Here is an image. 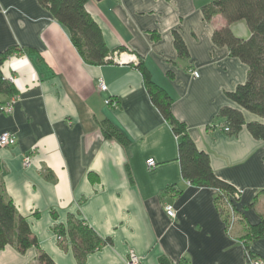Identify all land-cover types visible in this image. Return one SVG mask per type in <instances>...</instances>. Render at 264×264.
I'll return each instance as SVG.
<instances>
[{"label": "crops", "instance_id": "1", "mask_svg": "<svg viewBox=\"0 0 264 264\" xmlns=\"http://www.w3.org/2000/svg\"><path fill=\"white\" fill-rule=\"evenodd\" d=\"M210 2L88 0L85 7L111 50L143 59L217 176L236 187L238 196L231 199L239 217L231 224L215 202L217 189L194 186L181 175L178 137L132 62L89 64L69 29L38 0H0V51L13 45L30 49L9 56L1 67L18 93L0 97V134L16 136L14 145L0 147V185L55 264H78L70 238L62 246L55 232L70 214L112 239L90 252L86 264H128L130 250L142 264H160V257L245 264L242 231L264 215V206L258 207L264 202V140L246 126L237 134L223 129L220 108L238 107L225 93L246 81L248 66L227 46L214 44V29L228 22L221 14L204 18L202 8ZM230 26L243 38L251 34L244 21ZM174 30L188 58L179 56ZM101 78L106 90L99 88ZM13 97V109L5 110ZM244 113L247 120H261ZM104 120L128 141L105 136ZM149 158L154 168L147 166ZM167 203L175 217L167 215ZM250 249L264 259V237L252 240ZM37 257L35 246L20 252L8 244L0 250V264H37Z\"/></svg>", "mask_w": 264, "mask_h": 264}, {"label": "trees", "instance_id": "2", "mask_svg": "<svg viewBox=\"0 0 264 264\" xmlns=\"http://www.w3.org/2000/svg\"><path fill=\"white\" fill-rule=\"evenodd\" d=\"M38 1L69 29L71 40L85 62L94 65L116 63L112 56L118 51L111 50L107 46L101 28L85 7L88 0ZM202 11L208 21L217 14H221L227 20L226 26L214 29L212 40L218 46H227L233 56L238 57L248 66L246 81L225 93L229 99L237 103L238 107L224 105L218 115L225 118L224 126H229V134H237L246 126L253 137L264 140V0H211L209 4L203 6ZM238 21L247 24L251 32L249 37L243 38L233 31L230 25ZM173 35L179 56L188 58L190 53L182 35L178 30H174ZM27 50L30 49L13 45L0 51V97L15 96L18 93L15 83L2 73L3 63L9 56ZM131 64L143 74L152 102L178 137L181 175L194 186L217 189L215 202L224 214L225 203L234 205L231 195L237 191L236 187L217 176L212 168L209 154L196 145L186 123L174 115L173 98L152 79L143 59L137 58V62L132 61ZM0 105H2L1 100ZM244 111L260 117L261 120H247ZM101 127L105 136H113L123 144L128 141L123 132L109 121H102ZM90 178L95 181L97 176L91 173ZM234 209L236 210L235 206ZM245 230L246 233L242 234L241 238L246 257L247 254L255 255L250 249V242L264 237V215L257 223L249 225ZM55 232L61 237L59 241L62 246H65V237L70 238L78 264H86L90 252L112 243L111 237L101 238L86 220L74 214L69 215L67 224L57 225ZM8 244L15 245L20 252L35 246L38 249L37 264H55L53 258L41 248L28 218L19 213L14 201L6 195L0 185V250ZM159 262L187 264L184 260L175 262L168 257H160Z\"/></svg>", "mask_w": 264, "mask_h": 264}, {"label": "built area", "instance_id": "3", "mask_svg": "<svg viewBox=\"0 0 264 264\" xmlns=\"http://www.w3.org/2000/svg\"><path fill=\"white\" fill-rule=\"evenodd\" d=\"M129 56H130V59H132L131 61L137 62V57L135 54H129ZM112 58L114 59V61L118 63H126L129 60L125 58L123 53H118V52H115ZM193 74L195 76L199 75L197 70H193ZM9 79L13 81L12 76L9 77ZM99 88L102 90L107 89V84L102 78L99 80ZM15 100H16V97H13L12 100L4 106V109L7 111H11L13 109ZM105 102L106 104H111L113 106L117 104V102L112 99H107ZM223 129L227 132L230 131L229 126H224ZM15 143H16V136L10 131H3L0 134V147L14 145ZM30 163H31V155H26L23 158V164L25 166H28L30 165ZM146 163L149 168H154L157 164L154 158L147 159ZM237 196H238V192L236 191L234 194L231 195V198L235 199ZM164 208L168 216L175 217L176 210L172 204L167 203ZM234 221H235V216H232L230 223H233ZM57 238L61 239L60 236H57ZM128 264H142L141 257L134 250L129 251ZM245 264H264V259H262L261 257L257 255L255 256V255L247 254L245 257Z\"/></svg>", "mask_w": 264, "mask_h": 264}, {"label": "rangeland", "instance_id": "4", "mask_svg": "<svg viewBox=\"0 0 264 264\" xmlns=\"http://www.w3.org/2000/svg\"><path fill=\"white\" fill-rule=\"evenodd\" d=\"M260 205H263L264 206V202L263 201H260L258 203V207H261ZM234 206H231L230 204L228 203H225L224 206H223V209H224V215H225V219L227 222H229L231 219H232V216H235V217H239V214H237V212L235 211L234 209ZM230 223V222H229ZM231 224V223H230ZM247 230V229H246ZM246 230L244 228V230L242 231L243 233L242 234H245L246 233ZM59 236V235H57ZM58 239V238H57ZM60 240V239H58Z\"/></svg>", "mask_w": 264, "mask_h": 264}, {"label": "water", "instance_id": "5", "mask_svg": "<svg viewBox=\"0 0 264 264\" xmlns=\"http://www.w3.org/2000/svg\"><path fill=\"white\" fill-rule=\"evenodd\" d=\"M131 60H132V59H129L128 62H132Z\"/></svg>", "mask_w": 264, "mask_h": 264}]
</instances>
